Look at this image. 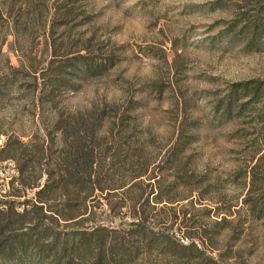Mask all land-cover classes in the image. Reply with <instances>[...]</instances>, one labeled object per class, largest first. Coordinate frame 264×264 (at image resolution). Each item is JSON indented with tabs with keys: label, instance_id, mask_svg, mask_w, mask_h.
<instances>
[{
	"label": "rangeland",
	"instance_id": "rangeland-1",
	"mask_svg": "<svg viewBox=\"0 0 264 264\" xmlns=\"http://www.w3.org/2000/svg\"><path fill=\"white\" fill-rule=\"evenodd\" d=\"M250 14L264 18V0H0L1 157L16 164L0 207L31 208L33 184L45 179L40 147L60 175L65 150L68 169L81 171L87 148L99 144L94 167L103 190L81 206L94 215L72 222L81 195L60 180L44 207L61 213L44 217L49 231L66 236L99 222L127 234L135 218L125 205L134 201L158 248L123 264H264V215L246 203L247 169L264 149V48L260 40L246 48L241 26ZM77 53L95 62L79 68ZM247 79L261 80L259 102L246 104L234 90ZM43 82L51 101L42 105ZM93 104L107 115L99 140L83 132ZM59 112L67 147L53 127ZM145 163L149 179L119 186ZM167 235L200 253L164 242ZM190 252L198 256L188 259Z\"/></svg>",
	"mask_w": 264,
	"mask_h": 264
},
{
	"label": "trees",
	"instance_id": "trees-1",
	"mask_svg": "<svg viewBox=\"0 0 264 264\" xmlns=\"http://www.w3.org/2000/svg\"><path fill=\"white\" fill-rule=\"evenodd\" d=\"M246 30V48H253V41L260 40L257 47L264 48V18L262 19L257 15L250 14L246 16L243 25L241 26ZM85 54L77 53L71 56L73 63L77 67L84 66L86 69L90 68L95 61L84 60ZM115 64V60H109L104 65L107 69ZM234 90H239L242 95H246V104L259 102L261 99L262 82L259 79H247L246 81H236L232 83ZM46 85L40 87L39 102L43 105L45 102L51 100L45 98ZM67 116L59 112L57 119L54 122V128L59 131V140L63 146H68V133L63 129L61 122L66 121ZM107 115L104 113V108L99 107L98 104H93L89 114L86 115V122L88 128L84 129L85 136L91 139L99 140L105 136L103 128L104 119ZM77 135H79L76 132ZM76 135V136H77ZM81 138L83 136L79 135ZM194 136L193 133L190 134ZM78 142V139L75 138ZM179 138L176 140L178 150L184 148V143L180 144ZM82 150H83V146ZM64 149V147H63ZM76 152V161L82 157L84 151ZM100 150L99 144H91L86 151L88 156V167L81 171H70L69 160L70 151L67 149L64 153V160L67 163L66 171L56 173L55 167L50 165L49 157L46 154L44 146L40 147L39 159H44L45 167L39 173V177L45 176L43 183L33 184L38 186L35 190L36 199H30L31 208L23 206L22 210H17L14 205L9 204L8 207H0V264L5 262H22L23 264H123L129 263L133 259L140 258L146 253L157 250V236L156 231L145 224L147 217L142 216L134 201L131 204L126 203V209L129 216L135 219L131 221L132 226L127 228V234H120V229L109 226L99 222L90 224H82L72 231H69L66 236H62L59 232L48 230L44 224V217L56 216L60 217L61 213L53 211L52 209L45 208L49 198L48 194L52 193L60 180H64V185L72 184L71 189L68 190L75 198L81 195L79 200H76L74 205L69 209L73 223H80L90 214L94 215L95 210L87 211L86 206L81 209L85 199L95 198L98 191H102L103 187L100 186V174L94 167L98 160V152ZM254 161L249 163L247 169L249 174V194L246 197V203L255 210L257 208L259 216L264 215V149L256 153ZM23 170V169H22ZM148 172V163L140 165L137 172L132 171L127 174L122 182V185L127 190L133 187L136 183L141 182V178H150ZM145 176V177H144ZM64 177V178H63ZM62 178V179H61ZM105 189V188H104ZM164 200L163 198H156V202ZM85 205V204H84ZM28 210L32 212L30 216L32 221L26 217ZM58 214V215H57ZM28 222V223H27ZM44 224V225H43ZM40 228H39V227ZM50 228V227H49ZM134 235H141L145 241L140 245H136L133 239ZM164 242L175 243L184 250H192L195 247L197 253L200 249L194 242H182L175 238L165 237ZM186 253L188 259H193L197 255Z\"/></svg>",
	"mask_w": 264,
	"mask_h": 264
},
{
	"label": "built area",
	"instance_id": "built-area-1",
	"mask_svg": "<svg viewBox=\"0 0 264 264\" xmlns=\"http://www.w3.org/2000/svg\"><path fill=\"white\" fill-rule=\"evenodd\" d=\"M3 135H0V206L2 204V198L6 195L8 190V182L12 179L16 173V164L13 158L6 157L2 158L3 148Z\"/></svg>",
	"mask_w": 264,
	"mask_h": 264
}]
</instances>
